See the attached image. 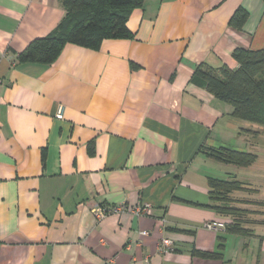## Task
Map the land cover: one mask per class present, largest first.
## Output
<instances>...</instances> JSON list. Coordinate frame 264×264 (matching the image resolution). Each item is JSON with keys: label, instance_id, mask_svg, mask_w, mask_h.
<instances>
[{"label": "crops", "instance_id": "1", "mask_svg": "<svg viewBox=\"0 0 264 264\" xmlns=\"http://www.w3.org/2000/svg\"><path fill=\"white\" fill-rule=\"evenodd\" d=\"M65 16L59 0H0V264H264V127L193 80L264 49V0H145L132 38L20 63ZM221 148L257 158L223 163ZM211 179L243 184L231 199L249 234L204 227L231 221L211 208ZM121 203L153 216L92 213Z\"/></svg>", "mask_w": 264, "mask_h": 264}, {"label": "trees", "instance_id": "2", "mask_svg": "<svg viewBox=\"0 0 264 264\" xmlns=\"http://www.w3.org/2000/svg\"><path fill=\"white\" fill-rule=\"evenodd\" d=\"M66 16L50 35L34 40L18 56L21 63H53L67 44L99 49L103 41L130 39L127 27L130 15L143 7L145 0H59ZM249 20V13L239 7L231 17L229 25L242 30ZM233 58L236 69L223 66L212 69L206 65L197 67L193 80L200 83L218 100L233 106L232 116L264 127V49L246 50L237 48ZM211 157L238 167H250L256 156L249 153L221 148L212 151ZM211 199L219 206L211 207L219 214L230 216L225 231L229 234L245 235L250 231L241 222V210L232 206L231 194L244 190L238 181L211 179ZM223 249L222 243L219 245ZM212 257L213 253H202ZM217 256V254H216Z\"/></svg>", "mask_w": 264, "mask_h": 264}, {"label": "built area", "instance_id": "3", "mask_svg": "<svg viewBox=\"0 0 264 264\" xmlns=\"http://www.w3.org/2000/svg\"><path fill=\"white\" fill-rule=\"evenodd\" d=\"M57 117L59 119L63 118V108L61 107L58 111ZM92 213L97 221H102L108 216L112 215H120L124 213H129L135 216H146L150 217L153 216V207L149 203H140L137 205H129L126 203H121L114 206H98L92 210ZM205 228L210 230H225L226 225L224 223L213 222V223H206ZM142 235H147V232L141 233ZM172 249V242L168 239H162L161 243L159 244V251L161 253H167Z\"/></svg>", "mask_w": 264, "mask_h": 264}, {"label": "rangeland", "instance_id": "4", "mask_svg": "<svg viewBox=\"0 0 264 264\" xmlns=\"http://www.w3.org/2000/svg\"><path fill=\"white\" fill-rule=\"evenodd\" d=\"M255 125H257V124H255ZM263 153H264V151H263ZM258 180H260V179H258ZM260 182H261V180H260ZM264 193V191L262 192V194ZM252 196H253V194H251Z\"/></svg>", "mask_w": 264, "mask_h": 264}]
</instances>
